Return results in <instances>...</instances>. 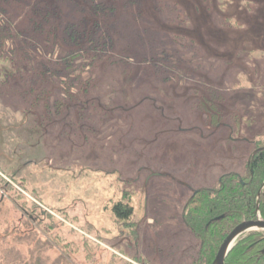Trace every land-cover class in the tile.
Wrapping results in <instances>:
<instances>
[{"label":"rangeland","instance_id":"obj_1","mask_svg":"<svg viewBox=\"0 0 264 264\" xmlns=\"http://www.w3.org/2000/svg\"><path fill=\"white\" fill-rule=\"evenodd\" d=\"M140 9L121 12L114 29L147 97L123 119L120 142L80 136L73 115L47 126L28 114L27 70L12 65L8 42L0 49V237H20L14 248L43 264H189L199 241L180 216L190 195L244 176L264 138V0H145ZM122 70L101 72L96 92L118 85ZM124 194L141 220L136 237L110 212ZM43 213L51 230L31 224Z\"/></svg>","mask_w":264,"mask_h":264},{"label":"trees","instance_id":"obj_2","mask_svg":"<svg viewBox=\"0 0 264 264\" xmlns=\"http://www.w3.org/2000/svg\"><path fill=\"white\" fill-rule=\"evenodd\" d=\"M143 3L145 0H0V49L8 47V42L12 65L18 71L27 70L19 84L20 93L27 99L26 112L41 116V120L45 116L59 120L73 115L80 136H96L105 143L120 142L113 138L122 135L123 119L147 97L142 78L134 71L139 64L125 61L118 52L114 29L121 12L140 14ZM157 64L149 62L150 66ZM113 67L123 68L120 82L101 95L97 87L107 81L101 72ZM210 107L214 111L212 123L218 126L217 107L214 103ZM49 118L47 126L55 121ZM255 149L244 176H221L213 188H201L190 195L180 216L199 241L197 254L190 257L189 264H211L231 230L256 218L257 195L264 185V138L255 141ZM124 195L110 203V212L120 227L130 229L136 237L140 222L134 220L131 196ZM258 212L264 221V188ZM46 217L40 214L30 219L31 224L51 230L52 224L41 222ZM12 235L9 232L0 237V264H43L34 252L16 250L13 244L21 238ZM263 250L264 232L244 235L236 241L224 264H264Z\"/></svg>","mask_w":264,"mask_h":264},{"label":"water","instance_id":"obj_3","mask_svg":"<svg viewBox=\"0 0 264 264\" xmlns=\"http://www.w3.org/2000/svg\"><path fill=\"white\" fill-rule=\"evenodd\" d=\"M263 188L264 185L257 195L256 218L254 220L244 221L231 230L221 243L211 264H224L236 241L242 236L256 232H264V221L258 212L259 195ZM262 253H264V250Z\"/></svg>","mask_w":264,"mask_h":264},{"label":"flooded vegetation","instance_id":"obj_4","mask_svg":"<svg viewBox=\"0 0 264 264\" xmlns=\"http://www.w3.org/2000/svg\"><path fill=\"white\" fill-rule=\"evenodd\" d=\"M134 217V216H133ZM135 218V217H134ZM133 218V219H134ZM134 220H137L136 218L134 219ZM139 222L141 221V220H138ZM144 260V259H143ZM142 264H148L146 261L144 262V261H142Z\"/></svg>","mask_w":264,"mask_h":264}]
</instances>
